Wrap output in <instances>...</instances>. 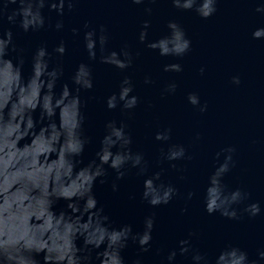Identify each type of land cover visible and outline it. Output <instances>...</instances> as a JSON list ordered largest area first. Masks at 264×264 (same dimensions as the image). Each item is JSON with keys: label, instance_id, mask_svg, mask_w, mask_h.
I'll return each instance as SVG.
<instances>
[{"label": "clouds", "instance_id": "clouds-1", "mask_svg": "<svg viewBox=\"0 0 264 264\" xmlns=\"http://www.w3.org/2000/svg\"><path fill=\"white\" fill-rule=\"evenodd\" d=\"M157 2L129 0L131 5L143 6L146 16H151L150 5ZM75 3L76 0H0V22L6 20L24 33L45 28L60 32L65 27L63 19L46 23L42 10L47 7L62 18L65 10L71 11ZM170 3L180 11H194L204 20L217 10V0H170ZM10 5L16 7L9 9ZM254 10L264 15V0H257ZM149 27L150 21L143 20L137 37L146 48L161 57H183L189 52L191 40L175 20L166 22L167 34L146 43ZM81 32L88 62L76 64L68 78L70 88L69 82H61L64 77L61 58L67 50L64 39L51 51L45 44L37 46L29 59L30 74L25 78L24 50L15 44L11 28L0 27V264H41L36 259L41 253L43 264H125L121 251L129 241L137 245L139 253L148 252L152 247L154 213L143 218V231L133 232L131 224L113 226L104 206L98 205L93 186L97 181L106 182L107 169L115 173L111 181L113 192L117 190L116 181L135 169L136 175L143 178L140 200L151 208L168 205L178 195L175 186L161 180L163 168L147 175L148 161L142 152L133 151V140L124 120L105 122L94 158L84 164L85 149L92 143V137L86 134L81 93L91 92L94 87L90 62L99 60L123 73L133 65L134 55L127 44L118 51L107 49L109 37L104 25L93 27L85 20L82 28H71L74 37ZM251 36L264 39V27L256 28ZM182 70L179 62L162 66L163 72ZM198 72L203 75L205 68L201 66ZM230 82L238 86L240 77L233 75ZM153 83L149 75L144 76V85ZM176 89L177 83L170 81L161 95L174 94ZM186 100L200 113L207 110V104L201 103L196 92L187 93ZM138 103L129 75H123L117 90L104 98L107 110L119 108L128 115ZM170 137L171 129L163 128L154 133L153 139L163 144ZM25 138L29 142L18 146ZM199 138L197 133L194 142ZM234 152L235 148L228 146L215 154L217 158L221 153L225 155L208 176L203 210L228 220H238L242 215L251 219L264 213L261 203H244L249 200L247 191L240 187L228 191L222 183L234 165ZM185 159L191 157L186 155L184 145L168 143L166 150L160 149L157 163L168 162L169 168L176 169L175 161ZM193 195L188 191L184 199L191 200ZM61 199L66 201V207L56 211L54 205ZM242 203L244 206L238 209ZM186 211L187 208L180 209L181 214ZM194 235L189 231L185 238L179 239L177 247L163 257L162 264H176L178 252L188 254ZM132 264H142L141 259L133 260ZM190 264H209V260L206 254L195 251ZM214 264H264V249H257V258L249 260L246 251L228 245L219 251Z\"/></svg>", "mask_w": 264, "mask_h": 264}, {"label": "water", "instance_id": "water-1", "mask_svg": "<svg viewBox=\"0 0 264 264\" xmlns=\"http://www.w3.org/2000/svg\"><path fill=\"white\" fill-rule=\"evenodd\" d=\"M256 2L217 0L215 14L204 20L194 11L172 7L170 0H158L150 5L151 16L145 15L143 6L131 5L129 0H76L74 8L66 9L62 18L49 12L47 7L42 10L46 23L54 24L57 19H63L65 27L60 32L45 28L24 33L6 20L0 22V27L12 29L15 44L24 50L25 78L30 74L29 59L34 49L45 44L51 51L60 39H64L67 50L61 58L64 67L61 82H69L71 88L68 78L76 64L88 62L82 32L74 37L71 28H82L85 20L93 27L105 26L109 37L107 49L118 51L127 44L133 53V65L123 73L99 60L90 62L94 87L91 92L81 93L85 130L92 137V143L85 149L84 164L94 158L105 122L124 120L133 140V151L142 152L148 161L147 175L163 168L161 180L178 190V195L168 205L151 208L140 200L143 178L136 175L135 169L116 181L115 192L111 188L115 178L111 169H107L105 183H94L93 193L98 205L104 206L113 226L131 224L133 232H141L143 218L155 214L151 249L139 253L137 245L129 241L121 251L125 264H132L137 258L142 264H162L167 252L176 248L177 241L185 238L189 231L195 233L190 241L191 250L185 255L178 252L176 264H190V256L195 251L206 254L209 264H214L219 251L228 245L246 251L249 260L257 258V249H264V213L251 219L242 215L238 220H228L217 213L208 215L203 210L208 176L225 155L221 153L217 158L215 154L228 146L234 147L235 152L232 154L234 165L222 179L226 190L240 187L249 193V200L244 203L259 201L264 208V39L251 36L256 28L264 27V15L255 12ZM14 7L16 5H10L9 9ZM145 19L150 21L146 43L167 34L166 22L173 19L191 40L189 52L183 57H161L139 43L138 33ZM173 62L182 65V72L162 71L164 64ZM201 66L205 68L203 75L198 72ZM123 75L132 78L134 94L139 98L131 115L122 113L119 108L107 110L104 105V98L117 90ZM145 75L154 83L144 85ZM233 75L240 77L238 86L230 82ZM170 81L177 83L175 93L162 96V90ZM189 92H196L201 103L207 104L204 113L188 104ZM163 128L171 129V137L162 144L153 136ZM197 133L200 138L194 142ZM26 142L28 138L18 146ZM168 143L184 145L191 159L175 161L176 169L169 168L168 162L158 164L160 149L166 150ZM188 191L194 195L186 201L184 197ZM244 203L238 205V209ZM65 207L66 201L62 199L54 205L56 211ZM181 208L187 211L181 214ZM80 243L78 240L77 245ZM42 256L43 253L36 257L41 264Z\"/></svg>", "mask_w": 264, "mask_h": 264}]
</instances>
